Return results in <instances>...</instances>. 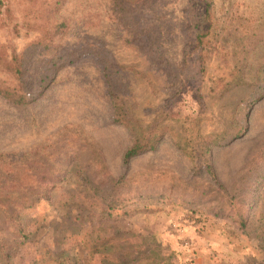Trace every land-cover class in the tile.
Returning a JSON list of instances; mask_svg holds the SVG:
<instances>
[{
  "label": "rangeland",
  "instance_id": "1",
  "mask_svg": "<svg viewBox=\"0 0 264 264\" xmlns=\"http://www.w3.org/2000/svg\"><path fill=\"white\" fill-rule=\"evenodd\" d=\"M208 1L0 0V53L64 22L49 48L29 49V73L58 46H92L36 101L0 96V233L12 235L11 212L38 222L0 264H264V0ZM143 134L157 144L125 161ZM85 236L92 255L62 252Z\"/></svg>",
  "mask_w": 264,
  "mask_h": 264
},
{
  "label": "trees",
  "instance_id": "2",
  "mask_svg": "<svg viewBox=\"0 0 264 264\" xmlns=\"http://www.w3.org/2000/svg\"><path fill=\"white\" fill-rule=\"evenodd\" d=\"M32 1V0H31ZM35 1V0H34ZM201 4H210L208 0H198ZM208 5L205 6L204 16L206 13V17L208 15ZM6 12H9V7H6ZM120 13L119 17L122 20L128 21L132 28V30H136L138 27V22L136 20L135 15L133 13L128 14L127 11H123L122 9H118ZM206 20L203 17V20L200 22L195 23V36L191 41L192 51L200 52V56L198 60H203L204 55L202 56V50L205 44L207 43L206 38L209 36V30L211 25L206 26ZM48 23V22H47ZM46 23V24H47ZM58 23V22H57ZM64 26V22L58 24L57 27H46L39 31H41L42 36L34 42L31 46L27 49L22 51L19 54H12L11 56L6 55L4 53H0V72H4L6 78H0V96L5 98L9 103L12 105H24L30 104L33 101H36L40 95L45 92V90L50 86V84L54 81L55 77L57 76L61 70L76 63L82 56L89 55L92 52V46L89 44L83 45H72V46H58L55 49V53L52 56L46 58L38 69L34 70V73H29L28 69V54L29 49L33 46L36 48H49L52 43H54V39L58 34V30H60ZM139 36L146 35L145 33L141 32L138 34ZM137 39V38H136ZM135 39V40H136ZM150 49H154L150 45L149 42L146 43ZM146 46V47H147ZM91 50L90 52H88ZM97 56L105 58L106 55L101 51L95 52ZM203 63V61H202ZM199 65L200 69L202 70L203 64ZM108 87L113 89V80L109 75ZM116 91V90H115ZM115 108V122L118 124H126L128 125L131 122L130 118H126L127 115L125 112L121 110V104H114ZM158 139L155 136L151 138L148 135L137 136L134 139L133 144L126 150L124 154V160L128 161L130 158L139 155L149 149H153L157 144ZM3 189H7L5 183L0 184ZM67 193H63L64 199L68 195ZM61 201V198H59ZM71 201H64V203H70ZM113 195L111 194L109 197L104 198L102 202V206L99 207L101 212H104V209L111 210L113 208ZM92 208L91 206H87ZM14 213L7 214V220H11L9 228L6 230H10L12 235L2 234L0 233V254L4 258H10L13 256V252H15L22 244L27 242L32 234L35 231V227L38 224L37 221H30V223L23 224L18 220L19 216L14 218ZM85 240L80 239V237L76 238L74 242L71 244H66L65 248H63L62 252H70L73 249H77L81 247V249L86 250L89 255H92L94 252V245L96 242L92 239L87 238L85 236ZM111 258L110 256H108ZM108 259V258H107ZM51 263L54 264H62L63 261L60 258L53 257L51 258ZM111 260V259H110ZM150 260H142L141 257L133 259L131 264H154V262H149ZM89 259L84 261L85 264H89ZM45 261L39 263L36 261L34 264H44ZM108 264V263H105Z\"/></svg>",
  "mask_w": 264,
  "mask_h": 264
}]
</instances>
